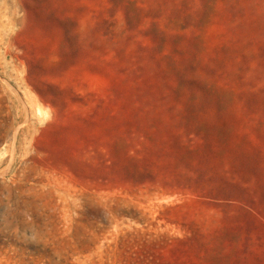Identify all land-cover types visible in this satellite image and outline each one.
<instances>
[{"label": "rangeland", "instance_id": "rangeland-1", "mask_svg": "<svg viewBox=\"0 0 264 264\" xmlns=\"http://www.w3.org/2000/svg\"><path fill=\"white\" fill-rule=\"evenodd\" d=\"M0 264H264V0H0Z\"/></svg>", "mask_w": 264, "mask_h": 264}]
</instances>
